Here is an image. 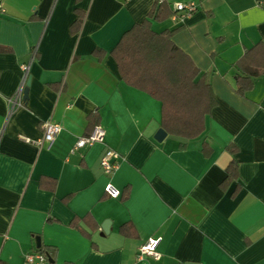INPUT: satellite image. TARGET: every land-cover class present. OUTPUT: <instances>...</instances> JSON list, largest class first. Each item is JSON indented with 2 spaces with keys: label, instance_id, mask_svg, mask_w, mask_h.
<instances>
[{
  "label": "crops",
  "instance_id": "0c3cea01",
  "mask_svg": "<svg viewBox=\"0 0 264 264\" xmlns=\"http://www.w3.org/2000/svg\"><path fill=\"white\" fill-rule=\"evenodd\" d=\"M162 1L197 4L151 27H180L172 41L215 104L200 134L159 141L162 101L112 51ZM0 2V264H36L41 245L47 264H264V0ZM23 63L28 94L12 109ZM47 120L62 126L52 145L21 139L41 140ZM97 124L103 141L74 149ZM108 148L122 155L110 175ZM152 235L162 257L138 261Z\"/></svg>",
  "mask_w": 264,
  "mask_h": 264
},
{
  "label": "trees",
  "instance_id": "16d2710c",
  "mask_svg": "<svg viewBox=\"0 0 264 264\" xmlns=\"http://www.w3.org/2000/svg\"><path fill=\"white\" fill-rule=\"evenodd\" d=\"M170 15H173L171 5L164 1L156 3L143 22L122 35L112 54L128 84L162 101L165 130L175 135L196 136L205 129V117L211 112L215 98L204 77L198 78L199 68L172 41L180 27L162 32L152 29L151 19L161 21ZM235 164L229 167L230 177L234 175ZM38 250L51 255L43 245Z\"/></svg>",
  "mask_w": 264,
  "mask_h": 264
},
{
  "label": "built area",
  "instance_id": "2783aa9c",
  "mask_svg": "<svg viewBox=\"0 0 264 264\" xmlns=\"http://www.w3.org/2000/svg\"><path fill=\"white\" fill-rule=\"evenodd\" d=\"M172 6L174 9L173 16L179 19L192 14L197 9V4L194 1L175 2ZM3 11V5L0 2V13ZM21 68L23 70V79L17 93L9 99L12 104V109L16 106H21L24 103V93L30 74V65L23 63L21 65ZM61 130L62 126L60 123L54 120H47L44 123V136L41 140L33 141L30 137L25 135H21V139L27 142H35L40 145H52ZM105 135V128L102 125L97 124L93 127L92 131L88 135L78 138L75 143L74 149L91 146L97 142H102ZM121 157L122 155L120 152L112 148L106 149L101 158V166L104 173L107 175L112 174L117 169ZM105 190L106 193L111 197H118L120 195V190L111 182L106 185ZM161 241V236L152 235L151 237H149V239L139 247L137 260H144L146 257H151L155 260H159L162 257V252L159 249ZM26 259L28 262L36 264H47L48 261L47 256L39 250L28 254Z\"/></svg>",
  "mask_w": 264,
  "mask_h": 264
},
{
  "label": "water",
  "instance_id": "95a60500",
  "mask_svg": "<svg viewBox=\"0 0 264 264\" xmlns=\"http://www.w3.org/2000/svg\"><path fill=\"white\" fill-rule=\"evenodd\" d=\"M29 84H30V79L27 81V86L25 88V98H27V94H28V89H29ZM167 136V131L164 129V128H160L158 131H157V134H156V139L161 141L163 138H165ZM174 138L180 140V141H186L185 138L183 137H180V136H174ZM103 230L104 231H107L106 229V226H103Z\"/></svg>",
  "mask_w": 264,
  "mask_h": 264
}]
</instances>
